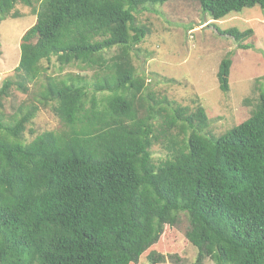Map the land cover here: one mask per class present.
Masks as SVG:
<instances>
[{"label":"trees","instance_id":"1","mask_svg":"<svg viewBox=\"0 0 264 264\" xmlns=\"http://www.w3.org/2000/svg\"><path fill=\"white\" fill-rule=\"evenodd\" d=\"M169 1L0 0V19L19 17V2L37 15L0 102L44 75L38 101L63 126L27 143L39 105L20 107L12 121L0 113V264H138L144 254L164 263L155 247L184 223L194 264H264V90L252 113L218 136L203 105L190 110L149 91L133 61L148 33L136 13ZM197 1L213 20L264 9V0ZM222 32L240 49L255 46L253 28ZM53 57L61 70L104 74L94 83L80 71L48 74L42 62ZM231 66L229 53L217 72L223 92ZM164 112L178 134L166 135L168 155L155 159Z\"/></svg>","mask_w":264,"mask_h":264},{"label":"rangeland","instance_id":"2","mask_svg":"<svg viewBox=\"0 0 264 264\" xmlns=\"http://www.w3.org/2000/svg\"><path fill=\"white\" fill-rule=\"evenodd\" d=\"M41 0H33V6ZM33 6L17 3V18L0 19V89L7 78L16 79L15 68L21 59L23 35L36 23L37 15ZM138 22L145 25L148 33L133 51V61L140 74L148 77L149 91L167 95L190 110L203 105L209 116L207 131L221 135L245 119L254 110L260 91L264 90V9L260 6L244 8L233 12L221 20H213L203 13L197 0H175L162 5L143 8L136 13ZM238 27L241 30L253 28L255 46L240 49L234 38L222 31ZM118 51L114 47L109 54ZM231 53L230 89L223 92L219 88L217 72L221 60ZM48 74L64 75L79 72L75 67L60 69L53 57L51 62L43 61ZM96 81L104 73L98 69L80 71ZM45 77L42 75L28 85V92L13 86L10 96L0 102V113L7 121L19 114V108L30 103L39 105V110L26 126L24 141L31 142L39 133L52 130L60 132L63 126L53 113L51 106H41L38 95L43 91ZM171 112H169L170 114ZM168 115L158 118L156 125L163 135L152 148L153 158L162 159L168 155L165 147L166 135L178 134V128L169 127ZM165 136V137H163ZM186 224L168 227L162 242L155 250L167 256V261L158 264H194L197 248L185 236ZM135 264V263H132ZM138 264H151L148 254H144ZM204 264H214L208 258Z\"/></svg>","mask_w":264,"mask_h":264}]
</instances>
